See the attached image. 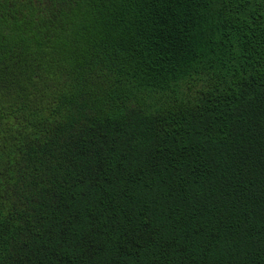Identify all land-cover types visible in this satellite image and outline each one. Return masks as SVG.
Returning <instances> with one entry per match:
<instances>
[{
    "label": "trees",
    "instance_id": "16d2710c",
    "mask_svg": "<svg viewBox=\"0 0 264 264\" xmlns=\"http://www.w3.org/2000/svg\"><path fill=\"white\" fill-rule=\"evenodd\" d=\"M0 264H264V0H0Z\"/></svg>",
    "mask_w": 264,
    "mask_h": 264
}]
</instances>
